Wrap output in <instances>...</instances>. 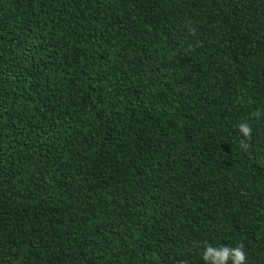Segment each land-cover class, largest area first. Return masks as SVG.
I'll return each mask as SVG.
<instances>
[{"label":"trees","instance_id":"obj_1","mask_svg":"<svg viewBox=\"0 0 264 264\" xmlns=\"http://www.w3.org/2000/svg\"><path fill=\"white\" fill-rule=\"evenodd\" d=\"M209 248L264 264V0H0V264Z\"/></svg>","mask_w":264,"mask_h":264},{"label":"clouds","instance_id":"obj_2","mask_svg":"<svg viewBox=\"0 0 264 264\" xmlns=\"http://www.w3.org/2000/svg\"><path fill=\"white\" fill-rule=\"evenodd\" d=\"M241 131H243L246 135L248 133V129L246 127L241 126ZM223 248V246H221ZM203 258L205 260H216L217 264H228V261L231 260L233 264H245L246 256L241 250H236L234 253H228L226 249H224V254L220 255L218 258L214 257L212 254V250L209 248L207 252H204Z\"/></svg>","mask_w":264,"mask_h":264}]
</instances>
